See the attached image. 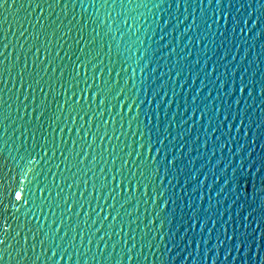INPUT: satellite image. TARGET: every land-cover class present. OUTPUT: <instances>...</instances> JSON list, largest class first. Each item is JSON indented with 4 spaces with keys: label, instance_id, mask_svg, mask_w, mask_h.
Masks as SVG:
<instances>
[{
    "label": "snow or ice",
    "instance_id": "obj_1",
    "mask_svg": "<svg viewBox=\"0 0 264 264\" xmlns=\"http://www.w3.org/2000/svg\"><path fill=\"white\" fill-rule=\"evenodd\" d=\"M165 3L168 4V9H171L175 3L177 11L183 6L184 12H188L195 3L201 13L199 20L206 31L210 32L215 25L217 33L227 40L229 25H231L230 31L233 37L239 34L244 44L248 45V34L252 33L254 38L262 41V48H264V27L260 26L264 25V19H262L264 0H243V2L242 0H173V3H168V0H158V2L157 0H87V6L86 0H0V264H5L6 258L8 261H15L16 264H60L61 261L64 264H88L89 261L92 264H150L149 255L153 257V260H160L165 253L170 254L173 247L180 248L179 244L172 242L174 237L165 240L164 221L160 219L159 213L156 214L155 219L148 220V223L140 228V224L137 223L138 207L135 209L137 218L133 219L132 213L128 211L125 204L117 200V195L125 199L128 193L142 188L143 195L147 198L145 203L151 200L162 211H166L168 199L164 198L163 192L153 188L150 193L146 184L153 175L156 179L160 178V162L157 158L145 156L139 151L144 144L138 141L137 147L130 152H124L123 149L118 152V146L112 145L111 151L108 152L110 159L105 157L104 153L107 150L103 148L105 139L111 143L113 138L119 141L120 135H124L123 132L117 135L114 127L109 134L108 120L104 118L102 108L108 110V117L112 118V112L108 109L111 99L117 102L111 105L112 108L125 106L121 103V97L125 95L128 81L125 80L121 84L120 79L113 80L114 68H108L102 57H107L112 63L113 51H115L116 60L121 63L122 68L124 64H129V61H134L137 67L132 68V76L128 79L132 81V87L135 88V73L137 68H140V61L144 60V55L137 57L136 53H147L142 38L147 33H142L141 29L148 21L145 13L140 9H147L149 12L151 9L160 10ZM77 6L84 13H87L88 7L94 10L95 18L89 17V21L94 25L92 32L95 36L86 38L83 35V26L77 30L76 36L72 35ZM56 8L60 9V13L55 11ZM46 9L49 12L48 16H45ZM69 9L73 13L72 19L65 24ZM101 9H103V16L100 15ZM20 11H23L25 15L16 20V31L13 32L12 25H9L8 32H5L4 24L7 20L4 18V13L18 14ZM254 14L255 20H253ZM151 15L153 23H156V13L152 12ZM189 15L192 19L191 23L185 25L183 33L185 37L194 27H199L195 13H189ZM176 19L178 23H182L179 17ZM250 23L253 24L252 28L248 27ZM148 26L151 27V25ZM221 27L223 31L220 30ZM30 28L31 31H29ZM163 31L164 29L161 28V32ZM17 32L19 37L23 38V43L18 39L16 45L12 47L14 51L18 46L22 50V55L10 59L9 55H6L10 47L8 33L15 36ZM96 37H101V41L98 42ZM69 39L76 45L74 49L69 44ZM164 39V35H161L160 40ZM203 39L207 40L208 37L205 35ZM65 45H68L67 50ZM224 46L222 41L220 47ZM233 46L239 52L240 45ZM163 47L167 48L168 45L165 44ZM248 47L251 48L250 45ZM169 52L177 54L175 47L170 48ZM30 58L31 63H29ZM231 59L235 61L236 56L232 55ZM150 63L151 61H148L143 68H140L142 74L144 69L149 68ZM90 66L91 77H89ZM105 68H108V78L101 81L100 77L104 75ZM233 68H237V65L233 64ZM124 71L127 74V69ZM149 71L155 72L156 69L149 68ZM170 71L175 72L177 76L183 74V68L178 71L173 68ZM211 71L216 72L217 68L213 66ZM238 71H240L239 84H236V73H231L233 76L231 83L234 87L224 95L233 99L239 109L241 99L235 98V93L239 92L241 98L246 93L247 97L255 100L253 93L258 90L260 101L264 103V73H261L260 80L256 81L254 78L245 79L247 67ZM229 72L230 70L225 66V74ZM205 75L206 77L210 75L207 68H205ZM116 76L120 77V72H116ZM254 76L255 73H253ZM89 79L92 80L91 84ZM219 79L220 77L217 76L216 80L219 81ZM223 83L227 87L228 82ZM201 90L197 91V95ZM88 93H91L93 97H99V103L97 104L95 100L90 101ZM208 96H211V92ZM196 98L197 96L192 98V105L195 106L191 117L193 122L197 118L207 117L204 110L196 105ZM106 100L108 104L105 103ZM222 103L227 104L228 114L223 116L220 128L217 130L228 128L226 135L232 137L231 129L235 125L224 123L229 120L232 104L227 101ZM243 103L247 105V99H243ZM136 104L137 100L132 99L127 106L131 108ZM213 111L217 110L213 109ZM244 111L246 112L247 109ZM132 119H138V114ZM217 119L219 120L220 117L217 116ZM184 123L187 124L188 121L185 120ZM240 123L243 124L244 120L241 119ZM120 127L123 128V124ZM145 127L148 128V125ZM237 131L239 132L240 129ZM73 132L76 133L77 138L71 139V146H69V140L65 139V135L71 137ZM132 135L143 138L145 132L140 131L138 125L137 131ZM89 136L92 137L91 141L88 139ZM97 141L101 145L99 152L95 147ZM147 141L151 142L150 128L147 132ZM159 143L163 144V141ZM255 143V140L250 141V144ZM240 147L243 150V145ZM5 150H9L13 166L8 165L4 157ZM159 151L157 149V152ZM196 151L199 152V148ZM12 152L16 155H12ZM133 156L135 159H132ZM251 157V151H248L246 155L234 152L229 160L219 161L216 167L220 168L222 176H217L215 170L210 169L214 183L219 184L223 180V187L220 188L218 195L227 190L235 195V201L243 198L244 203L251 209L247 215L243 214V210L241 211L239 215L243 218L239 221V227H233L231 234L225 229L223 240L219 236L216 237L217 247L230 242L226 260L233 250L240 252L243 248H247L251 253L252 245L256 243L257 230L261 240H264V227L257 224L256 228H252V224L256 222L254 212L259 210L261 219L264 220V157H261L259 162ZM163 159L166 171L176 167L178 157L174 155L169 157L166 154ZM117 160L120 161L119 166H117ZM41 162L43 167L37 170L36 165ZM109 163L112 166L109 169L111 186L108 182L109 174L105 172V167ZM212 163L209 159L208 164ZM26 169L33 173L32 180L21 187L22 181L19 177L26 176ZM229 170H231L230 174ZM13 172H15L14 176L11 175ZM90 173L93 178L92 190L88 192ZM189 175L197 185H203L204 180H207V175L203 172L196 175L193 170ZM201 176L204 180H201ZM49 177H51L50 181ZM57 178L62 182L63 187L57 182ZM160 183L162 185L163 181L160 180ZM81 184L84 185L83 191L80 190ZM53 188L57 189L55 198L52 197ZM73 188L76 189L75 192L71 191ZM65 189L70 193L68 196L64 195ZM195 190L197 189L194 188ZM157 193H159V200H157ZM93 199L96 207H93ZM101 200L107 208L101 205ZM109 200L113 202L109 203ZM126 203L132 205L131 200H126ZM172 203L175 201L173 200ZM85 204L91 212L85 210ZM191 207L192 205H189V208ZM76 208L82 210L87 216V219L83 221L84 227H81L79 223L81 212L75 211ZM56 209L60 210L58 217ZM124 215L129 218L127 222L124 220ZM73 216L76 217V221L72 220ZM145 219L148 218L145 217ZM196 219L198 220V217ZM89 221H91L90 224ZM157 221H159L158 227ZM133 224H136L135 228L132 227ZM45 225H47L46 228ZM240 228L244 230L241 231ZM249 228H252L251 232L248 231ZM137 230L140 233L139 238ZM185 235H187L186 232ZM192 243L194 242L184 245L182 252L187 251V256H183L182 264L187 262L189 257L193 260L196 258L193 251H188L192 248ZM194 251L199 253V243L195 245ZM157 252L160 253L159 256Z\"/></svg>",
    "mask_w": 264,
    "mask_h": 264
},
{
    "label": "water",
    "instance_id": "obj_2",
    "mask_svg": "<svg viewBox=\"0 0 264 264\" xmlns=\"http://www.w3.org/2000/svg\"><path fill=\"white\" fill-rule=\"evenodd\" d=\"M168 3H173V0H168ZM149 8H151V5H149ZM55 11L60 13L59 8H56ZM67 11L68 19L64 21L65 24L72 19L73 15L70 9ZM140 11L145 13L148 21L141 29L142 33H147L142 37L147 53L137 52L136 56L144 55V60L140 61V68H143L145 63L151 61L149 68L156 69V71L150 72L149 68H146L142 74L140 68H137L135 73V88H133L132 81L128 77L132 76V68L137 67L136 63L129 61L131 67H129V64H124L122 68L121 63L116 60L115 51H113L112 63L109 62L107 57H102L104 63L108 65V68H114L112 72L113 80L120 79L121 84L125 80L128 81V88L126 89L125 95L121 97V103L125 106L123 108L120 106L112 108L111 105H115L117 102L115 99L109 97L111 104L108 105V109L112 112V118L108 117V110L102 108L104 118L108 120L109 134H111L114 127L117 135H120L121 132L124 135H120L119 141L113 138L111 143L105 139L103 148L107 150L104 153L105 157L109 158L108 152L111 151L112 145L118 146V152H120V149H123L124 152H130L133 148L137 147V141L140 144H144V147L139 148V151L143 152L145 156H155L160 162V178L156 179L155 175L149 178V181L146 182L148 191L151 193L153 188H155L159 192H163L164 198L168 199V205L166 211H162L151 200L145 203L147 198L144 197V189L142 188L128 193L125 199H121V196L117 195V200L125 204L128 211L132 213L133 219L137 218V211L135 209L138 207L139 219L137 223L140 224V228H143L144 224L148 223V220L155 219L156 214L159 213L160 219L164 221L163 233L165 234V240L167 241L169 237H174L172 242L180 245L179 249L173 247L172 252L170 254L165 253L160 257V260H153V257L149 255L150 264H182L183 256H187V251L182 252V250L184 249L185 243L188 242H194L192 243V248L188 251H193V255L196 258L193 260L189 257V260L184 262V264H264V240H261L259 230H257L256 243L252 245L251 253L248 252L247 248H243L240 252L233 250L226 260L225 256L230 248V242L217 247L216 237L219 236L223 240V232L225 229L231 234L233 227H239V221L243 218L239 215L241 211L243 210V214L247 215L251 209L244 203L243 198L240 201H235V195L227 190L223 194L218 195L220 188L223 187V180L219 184L214 183L213 174L210 170L213 169L217 176H222L220 168L216 167V165L219 161L229 160L234 152H241L246 155L248 151H251V158L257 160V162H259L261 157H264V111H261L264 109V103L260 101L258 90L253 93V96L256 97L255 100L247 97L246 93L241 98V94L236 92L235 98L241 99L239 109H237L233 99L224 95L225 92L231 91L234 87L231 83L233 79L231 73H236V84H239L240 71L238 69L248 68L245 74L246 80L253 78L256 81L260 80L261 73H264V48H262V41L254 38L252 33H249L248 45L251 46L249 49L239 34L233 37L230 31L231 25H229L227 40H224L217 33L215 25H213L210 32L206 31L205 26L199 20L201 13L195 3L189 8L188 12H184L183 6L177 11L175 3H173L171 9H168V4L165 3L160 10L151 9V12H149L147 9L142 8ZM152 12L156 13V23H153ZM189 13H195L198 18L197 24L199 27H194L193 30L187 33V37H185L183 34L185 25L191 23L192 19ZM74 14L76 21H73L72 35L76 36L77 30L83 26V35L86 38L95 36V33L92 32L94 25L89 21V17L95 18L94 10L88 7L87 13H84L77 6ZM24 15L25 13L23 11H20L18 14L15 12L12 14L4 13V18L7 20V23L4 24V31L8 32V26L12 25V31L15 32L17 28L16 20L22 18ZM48 15L49 12L46 9L45 16ZM100 15L103 16V9L100 10ZM177 17H179V21L182 23H178ZM186 17L187 19H185ZM61 18L63 19V16ZM253 20H255V14L253 15ZM165 21H167V24H165ZM221 24H223V21H221ZM148 25H151V27ZM260 26L264 27V25ZM248 27L252 28L253 24L250 23ZM161 28L164 29L163 32H161ZM220 30L223 31L224 29L221 27ZM29 31H31V28ZM253 31L255 32L256 29L254 28ZM161 35L165 37L163 41L160 40ZM205 35L208 37L207 40L203 39ZM18 39L23 43V38L19 37L18 32L15 36L8 33L10 47L6 55H9L10 59L17 55H22V50L18 46L13 51L12 46L16 45ZM189 39H191V42H189ZM96 40L100 42L101 37H96ZM222 41L225 45L224 47H220ZM69 44L72 45L73 49L76 47L71 39H69ZM165 44L168 45L167 48L163 47ZM205 44H207V47H205ZM234 44L240 45L239 52L233 46ZM64 47L66 50L68 49V45ZM172 47L176 48L177 54H170L169 49ZM105 51H107L106 48ZM232 55L236 56L235 61H232ZM184 57L187 58L185 59ZM197 60H199V64H197ZM29 63H31V58ZM233 64H236L237 68H233ZM213 66L217 68L216 72L211 71ZM225 66L230 70L229 74H225ZM108 68H105L104 75L100 77L101 81L108 78ZM173 68L177 71L183 68V74L177 76L175 72L170 71ZM205 68L210 73L207 77L205 75ZM124 69H127V74H125ZM116 72H120V77L116 76ZM253 73H255L254 77ZM169 76H171V79H169ZM217 76L220 77L219 81L216 80ZM89 77H91V66L89 67ZM225 81L228 82L227 87L224 86L223 82ZM91 83L92 80L89 79V84ZM9 87H11V83H9ZM198 90L201 91L197 95ZM59 91L57 87V92ZM209 92H211L210 97L208 96ZM218 94L219 99H217ZM193 96H197L196 105L207 114L206 118H197L195 122L191 118L193 108L195 107L192 105ZM88 99L90 101L95 100L98 104L100 98L93 97L91 93H88ZM132 99H136L137 104L129 108L127 105L131 103ZM243 99H247V105L243 103ZM141 101L143 103H140ZM222 101H227V103L232 104L229 120L224 122L235 125L231 129L232 137L226 135L228 128L217 130L220 128L223 116L228 114L227 104L222 103ZM105 103L108 104V101L106 100ZM248 105H251V107H248ZM95 106L94 104L93 107L95 108ZM186 109L187 111H185ZM213 109L217 111L214 112ZM245 109H247L246 112L244 111ZM238 112L239 115H237ZM137 114L138 119L133 120L132 117ZM217 116L220 117L219 120ZM241 119L244 120L243 124L240 123ZM185 120L188 121L187 124L184 123ZM121 124H123V128L120 127ZM129 124H131V127H129ZM138 125L139 130L145 132L143 138L132 135L133 132L137 131ZM145 125H148V128L151 129V142L147 141L148 128ZM85 127H88V125H85ZM237 129H240V131L238 132ZM197 137H199V140H197ZM76 138L75 132L72 133L71 137L65 135V139L69 140V146H71V139ZM88 139L91 141L92 137L89 136ZM252 140H255L256 143L250 144ZM159 141H163V144H160ZM226 142L227 147H225ZM205 143L207 144L206 148ZM240 145H243V150ZM95 147L97 152L101 150L99 141H97ZM197 148H199V152L196 151ZM221 148H223V153H221ZM157 149L160 151L157 152ZM213 152H215V156H213ZM120 154L123 155L124 153ZM166 154L169 157L173 155L178 157L176 167H172L168 171L165 170V162L163 159ZM12 155H16V153L12 152ZM4 157L7 159L8 165L13 166V162L9 157V150H5ZM125 158L127 159L128 157ZM132 159H135V156ZM209 159L212 160V164H208ZM116 163L119 166L120 161L117 160ZM40 167H43L42 162L36 165L37 170ZM101 167L105 166L101 165ZM111 167L110 163L105 167V172L109 174V186L112 184L111 173L109 172ZM193 170H195L196 175H199L200 172L207 175V180H204L203 176L200 177L201 180H204L203 185H197L194 180H191L189 173L193 172ZM230 172L231 170H229V174ZM26 173L25 177H19L22 181L21 187H23V184H27L32 180L33 173L27 169ZM11 175L14 176L15 172L11 173ZM92 179L90 173L88 192L92 190ZM117 179L119 180V177ZM50 180L51 177H49ZM160 180L163 181L162 185ZM152 181H155V183H152ZM57 182L61 183L63 187L59 178H57ZM194 188L197 190L194 191ZM80 190H84L83 184H81ZM71 191L75 192L76 189L73 188ZM56 192L57 189L53 188V198L56 197ZM69 194V191L65 189L64 195L68 196ZM85 195L87 196L88 194L86 193ZM156 195L157 200H159V193ZM77 198H79L78 193ZM88 198L92 199L91 196H88ZM126 200H131L132 205L130 206L126 203ZM173 200L175 203H172ZM108 202L112 203L113 201L109 200ZM100 203L107 208L103 200ZM189 205H192V207L189 208ZM93 207H96L94 199ZM117 207L119 208V204H117ZM85 210L91 212L87 204H85ZM55 211L58 217L60 210L56 209ZM75 211L81 212L79 223L81 227H84L83 221L87 219V216L79 208H76ZM107 211H111V209H107ZM121 212L123 214V210ZM253 215L256 217V222L252 224V228H256L257 224L264 227L261 212L258 210ZM145 217L148 219H145ZM197 217L198 220L196 219ZM128 219L127 215H124L125 222ZM50 220L51 216L49 217ZM72 220L76 221V217L73 216ZM90 223L91 221H89ZM158 226L159 221H157ZM46 227L47 225H45ZM132 227L135 228L136 224H133ZM252 228H249L248 231L251 232ZM240 230L243 231L244 229L240 228ZM185 232L187 235H185ZM139 234V230H137L138 238ZM197 243L200 244L199 253L194 251ZM160 247L162 249V245ZM145 251L147 254V250ZM156 254L157 256L160 255L159 252ZM5 264H16V262L8 261L6 258ZM60 264H64V262L61 261ZM88 264H92V262L89 261Z\"/></svg>",
    "mask_w": 264,
    "mask_h": 264
}]
</instances>
